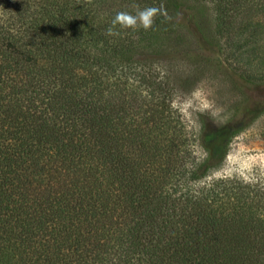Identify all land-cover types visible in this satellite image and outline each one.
<instances>
[{"label": "trees", "instance_id": "16d2710c", "mask_svg": "<svg viewBox=\"0 0 264 264\" xmlns=\"http://www.w3.org/2000/svg\"><path fill=\"white\" fill-rule=\"evenodd\" d=\"M191 2L228 27L257 0H0V264H264V178L215 175L237 126L185 148L130 56Z\"/></svg>", "mask_w": 264, "mask_h": 264}, {"label": "rangeland", "instance_id": "374dc122", "mask_svg": "<svg viewBox=\"0 0 264 264\" xmlns=\"http://www.w3.org/2000/svg\"><path fill=\"white\" fill-rule=\"evenodd\" d=\"M189 6L193 20L172 17L130 53L133 66L149 76L148 85L160 86L169 106L164 114L180 118L185 148L201 151L195 137L202 122L237 126L216 176L264 178V0L247 23L229 17L228 27L210 3Z\"/></svg>", "mask_w": 264, "mask_h": 264}, {"label": "clouds", "instance_id": "9594fccd", "mask_svg": "<svg viewBox=\"0 0 264 264\" xmlns=\"http://www.w3.org/2000/svg\"><path fill=\"white\" fill-rule=\"evenodd\" d=\"M161 12V8L154 6L146 7L144 9H138L135 14L120 11L117 12L111 21V26L107 29L108 35L114 34V28L116 25H120L122 28H133L139 24L145 30L152 27L154 17Z\"/></svg>", "mask_w": 264, "mask_h": 264}]
</instances>
